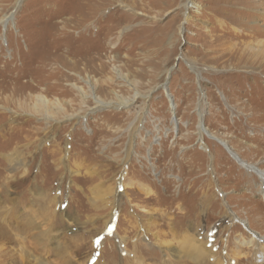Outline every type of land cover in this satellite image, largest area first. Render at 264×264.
<instances>
[{
  "label": "rangeland",
  "instance_id": "obj_1",
  "mask_svg": "<svg viewBox=\"0 0 264 264\" xmlns=\"http://www.w3.org/2000/svg\"><path fill=\"white\" fill-rule=\"evenodd\" d=\"M189 1L21 0L0 25V264H264L229 218L264 238L260 183L197 133L200 107L264 171V0Z\"/></svg>",
  "mask_w": 264,
  "mask_h": 264
},
{
  "label": "bare ground",
  "instance_id": "obj_2",
  "mask_svg": "<svg viewBox=\"0 0 264 264\" xmlns=\"http://www.w3.org/2000/svg\"><path fill=\"white\" fill-rule=\"evenodd\" d=\"M185 1H186V5L183 6L184 8H186L188 5H190L189 2L191 3L192 6L195 5V3H193L192 1H189V0H185ZM20 2H21V0H16L12 11L8 15L4 16L0 20V25L3 28L4 31L7 29V27L12 22L14 12H15L16 9H18ZM188 68H190V71L191 72H194L197 76L199 75L198 72H197V70L193 66L189 65ZM171 71H172V68L168 69L167 72L165 73V76H169L170 73H171ZM113 74H114L115 79H117V80H124L122 78V76L117 71H114ZM124 81H126V80H124ZM137 95L138 94H135V96H137ZM34 101H35V104L31 107V110L35 111L36 113H43V115L46 116L49 119L54 116V113L55 112H58V111H61L62 110L61 109L62 106H61V104L58 101H49L48 99H46L42 95H37L34 98ZM127 103L128 102L123 101V102H121L119 104L117 103L118 105L117 104H114V105L104 104V105H108V107H112V108L115 109V108H118L120 106H125V105H127ZM95 104H97V106H98L97 108H99L102 103L97 102ZM198 106H199V104H198ZM200 109H201L200 107H198V109H197V111H199V112H197V116H198V126H197L198 142L200 144H202L201 142H202V138L203 137H205V138L207 137L208 139H210L212 141H215L219 146H221L224 149V151L226 152V154L229 155V157L235 163H237L241 168H243L245 171L249 172L251 175H254V177L260 183V186H261L260 192H261V194L264 197V171L260 170L258 167L253 166L252 164H248L247 162H245L237 154H235L234 149H232L230 146H228L226 144V142L220 140L218 137L214 136L213 134H209V132L207 131V129L203 126L202 111ZM139 116L141 118L142 114H140ZM122 187H123V189H125L124 181H123ZM113 198H115V196ZM230 217L232 218L231 220H233V221L234 220H237L238 223L241 226H243V227H245L247 225V227L249 228L247 232L250 235L249 243L252 244L251 247H254V251H256V253H254L255 260L256 259L258 260V259H261V258H262V260H264V255L261 252V250H264V238L261 236V234L255 232L254 230L251 229V224L249 223V221H247L248 223H246L244 220L238 219L233 214H231L229 216V218ZM192 245H194L195 255L197 256V259H201V254L203 256V254L204 255H207V254L211 253L210 252L211 250L208 252L206 250V248L200 249L199 248L200 247L199 244H192ZM203 245H206V243H204ZM257 256H259V257H257ZM197 259H195V261Z\"/></svg>",
  "mask_w": 264,
  "mask_h": 264
},
{
  "label": "snow or ice",
  "instance_id": "obj_3",
  "mask_svg": "<svg viewBox=\"0 0 264 264\" xmlns=\"http://www.w3.org/2000/svg\"><path fill=\"white\" fill-rule=\"evenodd\" d=\"M108 231H109V234H111V231H112L111 227L109 228V230H108ZM96 243H97V244H99V243H100L99 239L96 241Z\"/></svg>",
  "mask_w": 264,
  "mask_h": 264
}]
</instances>
